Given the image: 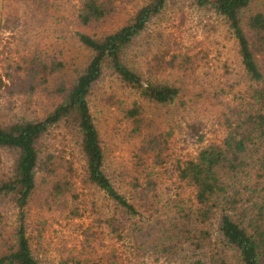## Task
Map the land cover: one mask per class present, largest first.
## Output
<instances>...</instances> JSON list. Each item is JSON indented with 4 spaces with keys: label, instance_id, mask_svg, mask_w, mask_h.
I'll return each mask as SVG.
<instances>
[{
    "label": "trees",
    "instance_id": "1",
    "mask_svg": "<svg viewBox=\"0 0 264 264\" xmlns=\"http://www.w3.org/2000/svg\"><path fill=\"white\" fill-rule=\"evenodd\" d=\"M166 1L147 0L113 31L76 32L85 53L83 63L69 81L57 83L51 91L62 67L59 61L33 54L5 74L8 82L0 76V93L19 94L22 103H31L37 93L53 98L42 115L11 113V106L0 105V151L6 158L0 173V208L10 204L18 210L12 243H5L0 209V246L7 245L0 251V264H130L127 257L150 263L161 259L166 264H264V0H187L220 17L231 31L244 71L246 98L238 95V103L221 112L225 135L220 142L203 144L194 156L175 160L176 192L163 194L156 177L168 158L170 133L163 135L135 99L122 110L130 135L138 139L132 161V170L138 173L126 182L128 196L104 170V144L90 108L102 79L116 80L154 107L176 102L184 110L188 103L214 106L202 84L186 100L181 85L145 79L129 65V47ZM112 12L108 0H81L76 21L97 28ZM179 59L183 64L155 54L151 58L155 63L147 70L157 77L171 64L185 74L187 61ZM187 127L198 130L194 124ZM76 179L104 209L100 204L94 209L92 201L95 214L83 230L85 253L61 257L58 263L41 261L31 249L25 208L42 187L39 210L64 213L68 219L80 217ZM105 236L118 242L122 251L111 248L100 255L95 245Z\"/></svg>",
    "mask_w": 264,
    "mask_h": 264
},
{
    "label": "rangeland",
    "instance_id": "2",
    "mask_svg": "<svg viewBox=\"0 0 264 264\" xmlns=\"http://www.w3.org/2000/svg\"><path fill=\"white\" fill-rule=\"evenodd\" d=\"M31 1L0 0V76L8 82L5 74L13 72L16 63L29 61L33 54L42 56L62 64L60 72L49 86L51 91L57 83L69 81L75 67L79 68L83 63L85 53L77 42L76 32L100 34L113 31L125 24L147 0H108L112 3L113 12L97 28L83 27L77 23L76 10L81 0H42L40 5L32 4ZM159 53L165 55L167 60L175 57L177 64H183L179 58L185 59L187 72L183 74L180 69L171 68L170 64L156 77L147 68L154 65L155 61L151 58ZM127 60L145 79L150 76L164 83L181 85V94L186 100L190 98V92L202 84L214 104L204 106L199 102L195 105L188 103L185 110L178 102L154 107L110 77L98 83L90 98L93 119L104 144V170L114 186L126 196V182L138 173L132 170L133 148L138 144V139L130 135L131 127L124 120L122 110L135 99L142 104L146 117L148 115L156 120L163 135L170 133L166 139L168 158L158 168L156 177H160L158 182L163 194L172 196L177 188L175 160L194 156L203 144L220 142L225 135L222 113L238 103V95L246 98V82L237 44L220 17L197 9L187 0H168L162 12L152 19L134 45L129 47ZM213 92L217 95L212 96ZM42 94H34L31 103H22L19 94L11 95L2 90L0 105L11 106V113L25 111L42 115L44 108L47 109L48 103L53 101V98ZM190 124L198 127L197 132L189 130L187 126ZM53 135L59 137L58 131H54ZM5 159L0 151V173L4 170ZM76 187L80 217L68 219L64 213L50 214L39 210L42 187H39L25 208L27 234L32 238L31 249L41 261L58 263L62 258L71 259L78 253H85L82 250L83 230L89 227L95 214L91 203H96L94 209L100 204L103 210L104 205L88 189H81L78 179ZM0 209L2 242L12 243L18 210L10 204H2ZM104 238L99 246L95 245L100 255L103 252L110 253L111 248L122 251L118 242L108 236ZM5 247L6 244L0 246V251ZM126 259L130 264H166L161 259L154 263L137 262L130 257Z\"/></svg>",
    "mask_w": 264,
    "mask_h": 264
}]
</instances>
